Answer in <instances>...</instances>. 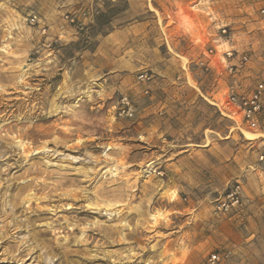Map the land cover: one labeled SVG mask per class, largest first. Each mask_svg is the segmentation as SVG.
Here are the masks:
<instances>
[{
  "label": "rangeland",
  "instance_id": "374dc122",
  "mask_svg": "<svg viewBox=\"0 0 264 264\" xmlns=\"http://www.w3.org/2000/svg\"><path fill=\"white\" fill-rule=\"evenodd\" d=\"M263 7L0 0V264H264Z\"/></svg>",
  "mask_w": 264,
  "mask_h": 264
},
{
  "label": "built area",
  "instance_id": "2783aa9c",
  "mask_svg": "<svg viewBox=\"0 0 264 264\" xmlns=\"http://www.w3.org/2000/svg\"><path fill=\"white\" fill-rule=\"evenodd\" d=\"M260 13L264 15V7L260 9ZM225 33V29L222 30ZM231 51L226 52V56L230 57ZM246 55H242L241 60L246 61ZM139 81L148 80L149 76L146 72H141L137 75ZM229 101L237 105L243 113L247 121H253L264 109V82L259 81L255 84L254 88L246 95L231 94ZM131 105L124 98L121 99V106L119 108V115L131 114ZM242 201L241 185L239 182L230 185L223 196L217 200L216 211L226 212L231 207L238 206ZM219 259L217 254H212L208 258L210 264L215 263Z\"/></svg>",
  "mask_w": 264,
  "mask_h": 264
},
{
  "label": "bare ground",
  "instance_id": "6f19581e",
  "mask_svg": "<svg viewBox=\"0 0 264 264\" xmlns=\"http://www.w3.org/2000/svg\"><path fill=\"white\" fill-rule=\"evenodd\" d=\"M246 135H250L249 133H247V132H244ZM68 207V206H67ZM68 209V208H67ZM60 253L62 254V257L64 258V260L66 259V257H67V251L63 248V249H61L60 250Z\"/></svg>",
  "mask_w": 264,
  "mask_h": 264
},
{
  "label": "crops",
  "instance_id": "0c3cea01",
  "mask_svg": "<svg viewBox=\"0 0 264 264\" xmlns=\"http://www.w3.org/2000/svg\"><path fill=\"white\" fill-rule=\"evenodd\" d=\"M262 200H264V195H263V198H262Z\"/></svg>",
  "mask_w": 264,
  "mask_h": 264
}]
</instances>
